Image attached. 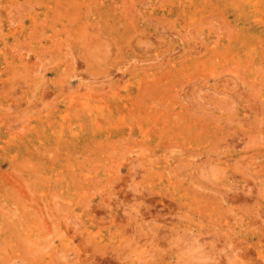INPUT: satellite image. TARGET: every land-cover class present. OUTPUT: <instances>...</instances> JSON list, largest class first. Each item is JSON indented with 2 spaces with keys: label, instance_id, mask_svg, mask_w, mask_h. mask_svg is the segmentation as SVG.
<instances>
[{
  "label": "rangeland",
  "instance_id": "1",
  "mask_svg": "<svg viewBox=\"0 0 264 264\" xmlns=\"http://www.w3.org/2000/svg\"><path fill=\"white\" fill-rule=\"evenodd\" d=\"M0 264H264V0H0Z\"/></svg>",
  "mask_w": 264,
  "mask_h": 264
}]
</instances>
